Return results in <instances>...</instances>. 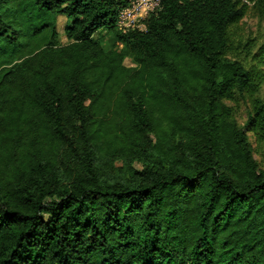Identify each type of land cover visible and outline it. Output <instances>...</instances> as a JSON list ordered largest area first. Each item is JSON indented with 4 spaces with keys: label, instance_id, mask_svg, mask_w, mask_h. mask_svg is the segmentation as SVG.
Segmentation results:
<instances>
[{
    "label": "trees",
    "instance_id": "1",
    "mask_svg": "<svg viewBox=\"0 0 264 264\" xmlns=\"http://www.w3.org/2000/svg\"><path fill=\"white\" fill-rule=\"evenodd\" d=\"M130 2L0 0V264H264V0Z\"/></svg>",
    "mask_w": 264,
    "mask_h": 264
},
{
    "label": "rangeland",
    "instance_id": "2",
    "mask_svg": "<svg viewBox=\"0 0 264 264\" xmlns=\"http://www.w3.org/2000/svg\"><path fill=\"white\" fill-rule=\"evenodd\" d=\"M67 22V19L64 17H57V31L60 35V41L62 44H66L67 40L63 34L64 24ZM140 28H143L142 26ZM237 35L242 38H250L262 41L264 38V24L261 23L252 13H248L237 25ZM103 38L104 43L109 46L112 42L111 37L106 34V31H101L94 36V38ZM261 94L264 96V85L261 90ZM243 107L237 114V120L239 124H242L244 121ZM249 141L251 142L254 148V158L257 161L259 167L264 170V148L257 149L254 144L253 138L250 136Z\"/></svg>",
    "mask_w": 264,
    "mask_h": 264
},
{
    "label": "built area",
    "instance_id": "3",
    "mask_svg": "<svg viewBox=\"0 0 264 264\" xmlns=\"http://www.w3.org/2000/svg\"><path fill=\"white\" fill-rule=\"evenodd\" d=\"M161 0H131L117 16V27L122 31L143 29V21L160 8Z\"/></svg>",
    "mask_w": 264,
    "mask_h": 264
}]
</instances>
